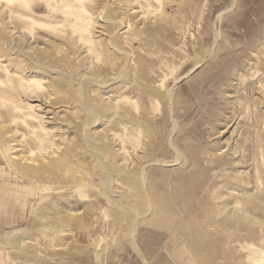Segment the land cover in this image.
Segmentation results:
<instances>
[{
    "label": "rangeland",
    "instance_id": "1",
    "mask_svg": "<svg viewBox=\"0 0 264 264\" xmlns=\"http://www.w3.org/2000/svg\"><path fill=\"white\" fill-rule=\"evenodd\" d=\"M46 1H14L4 9L6 0H0V264H264V0H161L160 4L155 0H87L93 38L99 39V50L104 49L102 61H113L107 48L111 29L105 28L106 35L98 32L97 13L103 5L109 2L116 11L111 17L124 15L134 6L136 13L129 14L130 19L146 9L151 25L121 46L132 56L133 73L115 65L108 74L121 73V80L100 87L85 85L86 91L76 76L92 71L86 68L84 54L81 50L74 53L65 36L53 34L54 29L69 32L70 19L60 16L65 0ZM48 4L55 10L47 8ZM33 20L41 23L32 25ZM9 26L25 32L32 28V34L14 43L8 37ZM154 26L158 29L152 36L148 31ZM31 36L45 56L39 49L31 53L27 48L33 46ZM39 63L68 76L70 91L58 93L52 101L57 103L55 110L30 109L47 95L34 100L5 71L17 70L38 79L43 77ZM142 85L169 96L152 98ZM82 95L105 112L109 111L104 96H125L127 101L120 103L128 113L124 121L136 116L151 129L148 140L142 133L136 135L129 122L125 131L101 117L95 127L110 143L112 157L121 163L123 147L129 154L128 168L138 171L127 180L117 172L112 175L113 189L138 203L141 221L135 227L131 208L108 194L99 178L101 170L82 141L80 131L87 113ZM60 102H66L67 108L59 106ZM15 105L19 109L14 113L10 108ZM52 117L55 120L46 124ZM40 122L56 146L66 145L73 151L68 177L51 175L41 182L51 188L44 192L42 203L47 212L56 206L61 214H73L66 223L70 227H65L70 231L54 237L52 228L31 213L39 204L35 193L19 206L15 195L28 184L34 185L6 168L2 156L6 144L15 145L22 137L19 145L26 152L41 132ZM112 131L120 138L112 139L108 135ZM81 181L86 184L85 201L70 195ZM7 191L12 196L4 199ZM140 191L146 199L139 197ZM228 192L231 195L226 197ZM235 206L245 209L250 221L225 220L220 210ZM197 230L204 231L205 239Z\"/></svg>",
    "mask_w": 264,
    "mask_h": 264
},
{
    "label": "bare ground",
    "instance_id": "2",
    "mask_svg": "<svg viewBox=\"0 0 264 264\" xmlns=\"http://www.w3.org/2000/svg\"><path fill=\"white\" fill-rule=\"evenodd\" d=\"M14 1H16L18 3H21V4H23V3L27 4V0H6V4L4 3V6L3 5L2 6L5 7L4 9H6L8 4H11ZM50 1H52V0H50ZM50 1H48V2H50ZM86 1L87 0H65V2L62 5V8H61L62 9V13H60V16H62L61 14H63L64 17H65L64 19H68V20L70 19L71 22H69V24H68V25H70V28L68 30L69 32L68 33H61L60 31H57L55 29L53 30V34H55L56 36H60V37H64L65 36L67 39H69L70 43H72V45L76 49L74 53H77L80 50L82 51V53L84 54L83 57H84L85 61H87L86 62V65H87L86 68L88 70H92L90 72V74L78 72L79 74L76 75L77 76V80H78V84H79V86L83 87V89H82L83 91H86V86L87 85H94V86L100 87V86H104L105 84H107V85L108 84H113V83H116L119 80H121L122 79L121 78L122 77L121 73H119L117 75H115L116 74L115 72H114L115 74H108V69H110V68L113 69V67L115 65L116 66L119 65V67H122V71H124V72H126V70H131V72L134 71L133 69L135 67H132V63H131V57L132 56H130L129 53H127L128 50H127V52L124 51L121 46H123L124 44H130L134 40V36L136 34L142 32L143 30L148 28V23H149L148 21H149V14H150V13L148 14V11L145 12V10H146L145 9L144 11L140 12L141 14H140V16H138V18L134 17V19H130L131 17L129 18L128 15L132 14V13H136V11L135 10L133 11L134 6L133 7L129 6V8H127L125 10V12H127V13H125L124 15L120 14V16H119V14H118L115 17H111L114 14H116V11L113 8H110L111 4L109 5L108 4L109 2L107 4H105V5H103V7L100 8V11H98V13H97L98 20L101 21L100 22V27H99L100 30L98 32H99V35H106L105 28H110L111 29V33H109V35H107V45H108L107 48L109 47L110 52H111L110 54L113 55V57H112L113 61H107V60L106 61L105 60L102 61L100 59V57L103 55L102 51L104 49L102 48L101 50H99V48H100V42L98 41L99 39L95 40L94 39L95 37L93 38V33L94 32L92 31V24H91V19L92 18L88 14L90 9L87 7V5L85 3ZM155 1H157L159 4L161 3V0H155ZM133 2H136V0H134ZM46 7L48 8L49 4ZM146 7H147V5H146ZM140 8L141 7H139V9ZM50 9H54V8L51 6ZM8 10H4V11L7 12ZM5 15H6V13H5ZM7 16H8V19H9V15H6L5 17H7ZM152 18H153V15H152L151 19ZM8 19H6V20H8ZM153 21H155V20H153ZM218 22H219V19L216 20L215 27H217ZM31 23L33 25V24H36V23L40 24L41 22L39 23L38 21H34L33 20ZM153 23H155V22H153ZM64 24H65V22H64ZM6 25H7V23H6ZM12 26L8 27L9 28V30H8L9 36L8 35L7 36L10 37V39H13V42L14 41L16 42L17 39H21V37L23 38V36H26V35L30 36V33L32 34V28H28V31L25 32L26 29L22 28L23 30H19V29L16 30ZM59 28H60V25H59ZM150 29L151 30H149L148 33H150L153 36L154 34H156V31H157L158 28H157V26H154L153 28L150 27ZM59 30H61V29H59ZM25 33H27V34H25ZM50 33H52V32H50ZM29 40L31 42H33V46L32 47H27V48H30L31 53L32 52L33 53H38L39 50L41 51V49L37 46L38 45L37 42H36L37 39L35 40L31 36ZM144 40H142V41H144ZM21 41H23V40H21ZM21 41H18V42H21ZM61 47H63V46H60V48ZM101 47H104V46H101ZM42 48H43V46H42ZM125 48H126V46H125ZM41 52L43 54V51H41ZM47 52H48V50H47ZM47 52H46V55H47ZM39 54L41 55V53H39ZM43 56H45V55L43 54ZM23 57L25 58V56H23ZM40 57L42 58V56H39V58ZM50 57L52 58V56H50ZM35 58L36 57H34V55H33V59H35ZM25 60H26V58H25ZM200 62H201V60H198L197 63H200ZM83 64H82V66L84 67ZM38 65L39 66H37V67H39L43 71V73H42L43 77L42 78H38V79L37 78H33V77H31V78L25 77L17 70L10 71L9 69H6L5 71H6V73L10 74L9 80L12 81L13 77L15 79H17V84H18L17 87H18V89L22 93H24L26 95H29L30 97H33L34 100H36L38 98H41L43 94L47 95V97L42 99V101H40V103H38L37 105H34V106L30 105V109L31 108H38V109H36L38 111L46 109L44 112H47L48 109L55 110L54 105L57 104V103H53L52 101L57 99L58 93L66 95L68 93V90L70 89V87H69V79L67 78L68 76L66 77V75L64 73H62L57 68H55V69H54V67L53 68H49L47 66L40 65V63ZM4 66H6V65H2V67H4ZM78 66H80V65H78ZM106 70H107V72H106ZM151 71H150V73H151ZM134 78H136V77L134 76ZM70 79H71V77H70ZM123 81L125 82V80H123ZM127 83H129V85H130L133 82L132 81H128V82H126V84ZM129 85H126V86H129ZM135 85L138 88H140V86H141V85L139 86L138 83L134 82V86ZM74 87H76V86H74ZM159 87H160V84H159ZM160 89H161V87H160ZM142 91L147 93V94H149V95H151L152 98H155V99L159 98V97L162 98V99H167L168 96H169L166 92H161V91L159 92V91H156V90H153V89L145 88V86H143V85H142ZM79 92H81V91H79ZM134 92H135V90H134ZM69 93H71V92H69ZM80 99H81L82 103L85 104L86 110H87V113L85 114L86 118H85L84 124L82 125L83 127H82V129L80 131L81 136H82L81 137L82 141H83L85 147L92 153L96 163L98 164V167L101 170V174H99V178L103 180V183L105 185V188H106V191L108 192V194L110 196L118 198L119 201L123 202L124 206H127L128 208H131V211L133 213V216H132L133 217L132 218L133 224H132V226L135 227V225L137 226V224H139L140 221H141L140 220V211H139V209L137 207L138 203L137 204L135 203L136 205L131 203L125 196H122V194L117 192V190L115 191L113 189V187H112V185H113L112 175H114L113 174L114 172H117L118 174H120L122 176L123 180H127V179H129V176H132V175L135 176L138 171L136 172L135 170H133V169L131 170L130 168H128L127 158H126L127 152L124 151L123 147L120 148L121 154H122V160H123L121 163H118V160H116V158L112 157V154H111L112 150H111L110 143L107 142L104 137L99 136V132L95 129V127L99 124V120L101 119V117H104L106 123H111V124H114V125H121L122 128L125 131L127 130V127H128L127 122L133 124L134 125V131L135 132L137 131V133H138V134L136 133V135H139L140 133H142V135H143L142 137H145L144 139H146V138L148 139L149 138V136L151 134V129L149 128L148 125L144 124L136 116H134V118H132L129 115V120H127V122L124 121L125 118L128 116V113H126V110L120 105V103L123 102V101L124 102L127 101V98L125 96L119 95V96H116L114 98H111L110 96H107V97L104 96V98H102V101H104L103 103H105L108 106V111L109 112H107V111L105 112L104 110L98 108L93 102H91L89 99H87L85 97V95H82L80 97ZM148 101H151V100H148ZM60 103H62V104H58L59 106H63L65 108H67L68 105H67L66 102H60ZM99 103L102 104L100 101H99ZM130 103L132 105V101ZM155 103H157V102H155ZM135 104H136V102H135ZM59 106L56 107V108H59ZM127 108H128V106H127ZM129 108H130V106H129ZM137 108H138L137 106L133 107L132 111L134 109H137ZM10 109L15 113V112L18 111L19 108L15 105V106H12ZM28 116L32 117V118H37L33 114H30ZM138 116H140V115H138ZM53 117L50 118L49 122L46 123V124H50V122H53V120H55V118H53ZM43 124L44 123L40 122L39 130L41 132H39L34 137V142L32 143V145H30L28 147V150L26 152H23L21 150V146L19 145V143L23 139V137H22V138L16 140L15 142H13V143H15V145L6 144L2 148L3 149L2 156H3L4 164L7 166L6 168L11 170L15 175H19V177H21V179L27 180V181L31 182L34 185V187L32 188V185L28 184L27 187H23L22 189H20V192L15 195V198H19L20 199L21 205H19V206L23 207L24 204H25V201L27 200L28 195H32L33 196V193H35L37 195V197H38L39 204L37 205L36 208H33L31 210V213L34 216L39 217V219H41L42 222H44L46 226H49L50 229L52 228L51 230H52V234H53V237H54L56 234H58V235L62 234V232L64 230L70 231V229H67L70 226L68 227L67 226L68 224H66V223L68 222L67 220L69 219V217L72 218L73 214H72V212L70 213L68 211H67V213L64 212L65 214H61L60 213V209L61 208L59 209V207H56V206L52 207V211L51 212H47V207H45V205H43L42 203H43V201H44V199L46 197L44 195V192L48 191V190H51V188L50 187H46L47 185H43V184H41V182H43V180L46 179V178H50L51 175H53V176L57 175L58 176V175L62 174L64 177L65 176L68 177L69 173L73 170L72 169L73 167H71V165H70L71 162H72V157H73L72 156V152L73 151L71 149H69L66 145H64L63 147L56 146L57 144H54L52 142V140H51V136H50L51 132L49 131L48 128H45V126H43ZM51 124H53V123H51ZM130 127H131V125H130ZM123 129H122V131H123ZM118 134L115 131H112L108 135H110L112 139H116V138L118 139V137L120 138V135H118ZM135 141H137V140H135ZM120 144H119V146H120ZM117 150H119V149H117ZM127 155L129 156V154H127ZM1 159H2V157H1ZM135 159L138 160L139 156H138V158H135ZM135 159H134V163L131 161V163H130L131 166H133V164H135V161H136ZM72 178H74V174L72 175ZM83 182H85V181H83ZM125 185L127 186V184H125ZM85 186H86V184L82 183V181H81L80 184L76 185L75 189H72V191L70 192V195L73 196L74 198H77L79 201L87 200L88 197H87V195L84 192V191H86V190H84ZM7 192L8 193L5 195L4 199H9L12 196L9 193V191H7ZM230 195H231V193L228 192L226 197H228ZM139 197L141 199L142 198L143 199L147 198L146 194L141 192V191L139 192ZM86 208H88V206H86ZM44 209H46V211H45L46 213L45 212L43 213ZM220 211H221V213H222V215H223L225 220H230V221L237 222V223L242 221V220H243L242 222L250 221L249 217L247 216V213H246L245 209H243L242 207L239 208V207L235 206L232 209L222 208ZM73 212H75V211L73 210ZM167 220L170 221L169 218H167ZM66 226H67V228L65 229ZM43 227H45V226H43ZM195 233H198V236L200 235V237L202 239H205L204 231L197 230V232H195ZM72 234L74 235V233H72ZM49 242H52V241H49ZM54 242H55V240H54ZM96 244L98 245V243H96ZM52 245H55V244L51 243V246ZM42 258H43V255H42Z\"/></svg>",
    "mask_w": 264,
    "mask_h": 264
}]
</instances>
